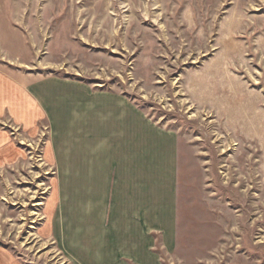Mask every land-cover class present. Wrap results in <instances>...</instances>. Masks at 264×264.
Returning a JSON list of instances; mask_svg holds the SVG:
<instances>
[{"label": "rangeland", "instance_id": "374dc122", "mask_svg": "<svg viewBox=\"0 0 264 264\" xmlns=\"http://www.w3.org/2000/svg\"><path fill=\"white\" fill-rule=\"evenodd\" d=\"M0 34V69L122 96L176 134L163 264L264 263V0H0ZM0 133V264H74L44 224L48 125L0 119Z\"/></svg>", "mask_w": 264, "mask_h": 264}, {"label": "crops", "instance_id": "0c3cea01", "mask_svg": "<svg viewBox=\"0 0 264 264\" xmlns=\"http://www.w3.org/2000/svg\"><path fill=\"white\" fill-rule=\"evenodd\" d=\"M43 82L0 69V119L30 133L45 121L51 132L46 153L58 190L45 213L47 236L74 264H163L158 247L166 254L176 247V134L122 96L55 77ZM1 136L0 151L10 149Z\"/></svg>", "mask_w": 264, "mask_h": 264}]
</instances>
